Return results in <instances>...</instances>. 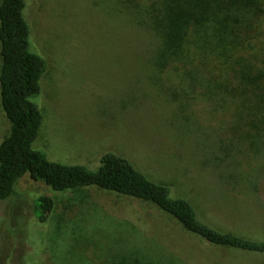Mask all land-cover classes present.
Wrapping results in <instances>:
<instances>
[{
	"label": "rangeland",
	"instance_id": "rangeland-1",
	"mask_svg": "<svg viewBox=\"0 0 264 264\" xmlns=\"http://www.w3.org/2000/svg\"><path fill=\"white\" fill-rule=\"evenodd\" d=\"M157 1H27L32 48L47 61L33 98L44 115L34 147L91 168L108 151L126 156L204 222L264 240V154L239 144L231 113L206 97H143L169 74L154 65L159 32L144 17ZM10 126L0 100V142ZM236 169L255 184L225 178ZM16 190L0 201V264H112L136 247L175 264H264V253L212 244L148 201L95 186L58 191L30 172ZM40 195L55 200L45 221L34 209Z\"/></svg>",
	"mask_w": 264,
	"mask_h": 264
},
{
	"label": "trees",
	"instance_id": "trees-1",
	"mask_svg": "<svg viewBox=\"0 0 264 264\" xmlns=\"http://www.w3.org/2000/svg\"><path fill=\"white\" fill-rule=\"evenodd\" d=\"M27 1L0 3V100L11 123L0 142V201L16 198V183L30 172L58 191L95 186L151 202L212 244L264 253V240L204 222L190 200L174 197L169 185L151 179L126 156L108 151L99 166L91 168L52 161L34 147L44 115L33 98L41 93L47 61L32 48ZM144 17L159 32L154 65L169 74L152 83V91L143 97L209 98L213 109L231 113L230 129L239 144L255 156L263 155L264 0H159L146 8ZM239 152L245 153V148ZM226 177L236 184L243 180L246 186L255 178L243 169ZM54 208L49 195L35 199L41 221ZM112 260V264H175L163 252L145 247L122 250Z\"/></svg>",
	"mask_w": 264,
	"mask_h": 264
}]
</instances>
